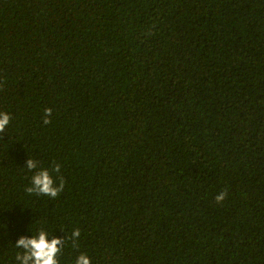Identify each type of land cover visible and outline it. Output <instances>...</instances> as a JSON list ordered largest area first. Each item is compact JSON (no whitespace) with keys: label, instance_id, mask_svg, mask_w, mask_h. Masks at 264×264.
Here are the masks:
<instances>
[{"label":"trees","instance_id":"trees-1","mask_svg":"<svg viewBox=\"0 0 264 264\" xmlns=\"http://www.w3.org/2000/svg\"><path fill=\"white\" fill-rule=\"evenodd\" d=\"M0 112V264H264V0H0Z\"/></svg>","mask_w":264,"mask_h":264},{"label":"clouds","instance_id":"clouds-1","mask_svg":"<svg viewBox=\"0 0 264 264\" xmlns=\"http://www.w3.org/2000/svg\"><path fill=\"white\" fill-rule=\"evenodd\" d=\"M51 109L44 110L43 123L49 124L51 121ZM10 122V116L7 113L0 112V133L5 131L6 126ZM37 163L33 159L26 160V168L29 170L36 169ZM60 165L56 164L53 171L59 172ZM64 181L61 178L59 185L54 184V180L47 169H41L32 176L31 187L27 188L29 193L37 195H47L55 198L62 191ZM226 191L219 193L215 200L217 203L222 202L226 197ZM79 229L72 232V237H79ZM48 233L41 230L38 235L25 237L21 236L15 243L17 248L23 250V254L18 253L16 259L20 264H59L57 260L58 254L61 252L64 240L53 236L51 240L47 239ZM75 264H91L90 258L86 254L78 255Z\"/></svg>","mask_w":264,"mask_h":264}]
</instances>
